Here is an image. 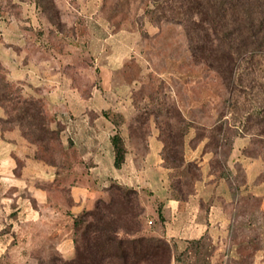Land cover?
Returning <instances> with one entry per match:
<instances>
[{
  "label": "crops",
  "instance_id": "obj_1",
  "mask_svg": "<svg viewBox=\"0 0 264 264\" xmlns=\"http://www.w3.org/2000/svg\"><path fill=\"white\" fill-rule=\"evenodd\" d=\"M55 2L60 8L59 0ZM68 31L50 21L38 0H0V63L7 79L18 82L24 95L44 99L53 117L51 125L61 130L65 148L50 157L19 125L0 120V259L14 254L17 240H42L50 223L61 235L66 231L58 238L57 249L63 257H72L73 237L65 229L66 222L70 227L72 215L106 198L113 183L139 190L150 232L167 238L174 254L206 236L222 237L232 221L228 209L234 192L228 179L215 175L205 163L208 152L189 144L193 156L187 161L200 160L202 173L184 197L174 194L167 183L172 168L165 164V141L159 130L145 137L135 131L127 92L81 88L65 71L66 65L79 66L74 49L85 43L80 28ZM88 32L93 38L96 35L92 28ZM114 59L102 63L106 77L116 71ZM116 96L121 98L118 103L112 100ZM6 117L0 108V118ZM116 133L126 147L120 166L115 164L112 140ZM234 145L237 155L238 140ZM258 165L255 159L245 164L249 179L255 180L256 171L263 170ZM171 264L188 263L174 257Z\"/></svg>",
  "mask_w": 264,
  "mask_h": 264
},
{
  "label": "rangeland",
  "instance_id": "obj_2",
  "mask_svg": "<svg viewBox=\"0 0 264 264\" xmlns=\"http://www.w3.org/2000/svg\"><path fill=\"white\" fill-rule=\"evenodd\" d=\"M49 1L50 13L58 21L59 10ZM170 2L163 0L164 5ZM59 4L60 12L67 18L61 22V29L67 32L69 28H80V40L85 42L81 49H74V57L78 52L80 58L79 66L66 65L65 71L75 77L74 82L81 88L127 92L135 131L145 137L159 130L167 144L163 155L168 157L165 164L172 168L167 183L173 193L185 196L202 173L200 160L187 161L193 156L188 152L189 144L207 151L205 163L209 162L215 175L226 177L233 188L234 199L228 209L232 221L220 240L206 236L193 241L176 256L188 264H264V136L257 133L253 121L245 120L246 108L250 111L257 106L262 95L256 90L243 94L238 98V106L230 108L229 94L220 76L193 57L186 28L168 11L158 10L151 0H59ZM87 28L94 30V38ZM110 57L115 58L116 71L107 78L101 66ZM5 78L0 63V104L11 110L12 117H16L13 107L22 105L23 99L45 103L43 98L24 95L18 82L7 79L6 85ZM3 94H9L11 100L4 99ZM120 99L112 97L116 103ZM46 114L51 132L45 141L35 143L51 157L65 148L61 130L52 127L53 117L47 110ZM235 140L239 144L237 155L233 154ZM183 157L185 162L180 165ZM254 159L261 164L258 168H263L256 171L255 180L249 179L245 166ZM109 197L110 194L106 198ZM140 203L144 206L141 199ZM144 220L146 232L151 233L146 216ZM65 225L73 236L72 224ZM45 229L42 240L14 242L16 251L1 258L0 264H40L59 253L58 238L66 231L61 235L51 223Z\"/></svg>",
  "mask_w": 264,
  "mask_h": 264
},
{
  "label": "trees",
  "instance_id": "obj_3",
  "mask_svg": "<svg viewBox=\"0 0 264 264\" xmlns=\"http://www.w3.org/2000/svg\"><path fill=\"white\" fill-rule=\"evenodd\" d=\"M48 1L38 0V4L57 28H63L60 8L52 0L59 10L57 21L50 13ZM151 3L183 24L193 57L220 76L229 94L230 108L238 106V98L243 94L256 90L262 95L263 100L253 111L246 108L245 120L253 121L257 133L264 136V0H171L166 5L163 0H151ZM1 68L4 69L2 65ZM4 82L9 85L6 78ZM3 98L11 100L9 94H3ZM0 108L7 114L0 120L19 125L32 142L45 141L51 132L46 104L41 100L23 99L22 105L13 107L16 117H12L4 103ZM112 140L115 164L120 166L126 147L119 133ZM166 145L165 142L164 155ZM164 158L168 160L167 156ZM184 162L183 157L180 165ZM110 190L109 199L98 198L92 208L72 215L74 255L65 258L57 252L40 264H171L174 257L180 259L167 238L146 232L145 206L141 207L136 189L113 183ZM179 196L184 197V193Z\"/></svg>",
  "mask_w": 264,
  "mask_h": 264
}]
</instances>
